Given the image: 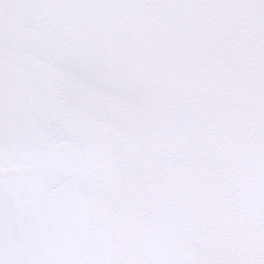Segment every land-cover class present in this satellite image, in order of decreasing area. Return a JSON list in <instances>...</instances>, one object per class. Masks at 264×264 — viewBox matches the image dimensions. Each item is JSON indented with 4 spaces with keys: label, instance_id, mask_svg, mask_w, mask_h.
<instances>
[{
    "label": "snow or ice",
    "instance_id": "1",
    "mask_svg": "<svg viewBox=\"0 0 264 264\" xmlns=\"http://www.w3.org/2000/svg\"><path fill=\"white\" fill-rule=\"evenodd\" d=\"M0 264H264V0H0Z\"/></svg>",
    "mask_w": 264,
    "mask_h": 264
}]
</instances>
